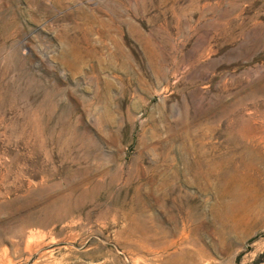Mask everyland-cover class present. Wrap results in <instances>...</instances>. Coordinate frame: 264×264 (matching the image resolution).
I'll return each mask as SVG.
<instances>
[{"label": "rangeland", "instance_id": "1", "mask_svg": "<svg viewBox=\"0 0 264 264\" xmlns=\"http://www.w3.org/2000/svg\"><path fill=\"white\" fill-rule=\"evenodd\" d=\"M0 264H264V0H0Z\"/></svg>", "mask_w": 264, "mask_h": 264}, {"label": "bare ground", "instance_id": "2", "mask_svg": "<svg viewBox=\"0 0 264 264\" xmlns=\"http://www.w3.org/2000/svg\"><path fill=\"white\" fill-rule=\"evenodd\" d=\"M76 163H77V162H76ZM78 163H79V162H78ZM70 170H71V169H70ZM70 170H69V171H70ZM99 173H100V172H99ZM100 174H101V173H100ZM103 174H104V173H102V176H103ZM96 176H98V175H96ZM95 180H96V179H95ZM175 190H177V188H176ZM178 191H179V190H178ZM172 196H174V195H172ZM180 196H181V195H180ZM173 199H174V198H173ZM73 201H75V200H73ZM79 201H80V200H79ZM77 203H78V202H77ZM41 220H42V219H41ZM40 222H42V221H40ZM3 234H4V233H3ZM13 234L15 235V233H13ZM5 235H6V234H5ZM14 235H13V236H14ZM1 239H2V238H1ZM174 245H175V244H174ZM171 247H172V246H171Z\"/></svg>", "mask_w": 264, "mask_h": 264}]
</instances>
